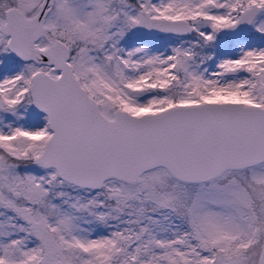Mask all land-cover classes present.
<instances>
[{
	"label": "snow or ice",
	"instance_id": "obj_1",
	"mask_svg": "<svg viewBox=\"0 0 264 264\" xmlns=\"http://www.w3.org/2000/svg\"><path fill=\"white\" fill-rule=\"evenodd\" d=\"M0 264H264V0H0Z\"/></svg>",
	"mask_w": 264,
	"mask_h": 264
}]
</instances>
